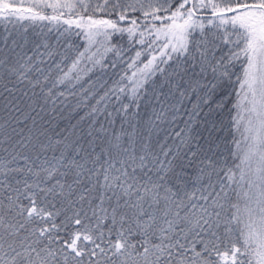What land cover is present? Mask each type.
Masks as SVG:
<instances>
[{
  "label": "snow or ice",
  "instance_id": "snow-or-ice-1",
  "mask_svg": "<svg viewBox=\"0 0 264 264\" xmlns=\"http://www.w3.org/2000/svg\"><path fill=\"white\" fill-rule=\"evenodd\" d=\"M0 264H264V0H0Z\"/></svg>",
  "mask_w": 264,
  "mask_h": 264
}]
</instances>
